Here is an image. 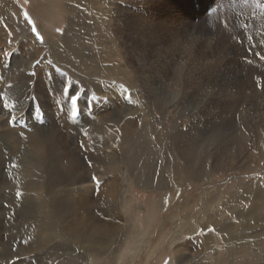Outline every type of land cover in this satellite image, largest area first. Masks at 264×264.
I'll return each mask as SVG.
<instances>
[{
    "label": "rangeland",
    "instance_id": "1",
    "mask_svg": "<svg viewBox=\"0 0 264 264\" xmlns=\"http://www.w3.org/2000/svg\"><path fill=\"white\" fill-rule=\"evenodd\" d=\"M24 11L43 43L32 34ZM149 25L157 52H144L146 42L141 44V37L149 39L144 35ZM0 30V264H264V224L254 223L253 233L238 244H224L217 230L225 219L233 221L228 200L239 184L258 181L264 195V0H0ZM66 84L85 92L76 115L63 95ZM253 97L258 116L250 107ZM5 101L12 107L4 108ZM101 124L130 130L111 147L126 163L113 180L104 164L108 152L100 142ZM27 130L52 138L43 141V153L20 144ZM186 170L192 175H184ZM48 180L53 188L47 193ZM111 183L119 211L109 215L99 199ZM247 190L241 192L243 209L249 204ZM55 194L66 206L65 225L80 219L122 223L123 240L114 245L113 238L107 251L63 241ZM255 200L250 201L262 202ZM209 226L215 233H208ZM208 234L212 238L206 241Z\"/></svg>",
    "mask_w": 264,
    "mask_h": 264
},
{
    "label": "bare ground",
    "instance_id": "2",
    "mask_svg": "<svg viewBox=\"0 0 264 264\" xmlns=\"http://www.w3.org/2000/svg\"><path fill=\"white\" fill-rule=\"evenodd\" d=\"M76 1V0H75ZM146 1V0H145ZM48 2V1H47ZM50 2V1H49ZM68 2H70V1H68ZM108 2H109V0H108ZM46 3V2H45ZM54 3V2H53ZM92 3V2H91ZM35 4H37V3H35ZM51 4V3H50ZM50 4L48 5V6H50ZM69 4V3H68ZM108 5H109V3H107ZM113 4V3H112ZM148 4V3H147ZM46 5V4H45ZM75 5V4H74ZM106 5V4H105ZM104 5V6H105ZM134 5V4H133ZM9 6H11V7H13V5L11 4V5H9ZM38 6H39V4H38ZM69 6H71L70 4H69ZM68 6V7H69ZM78 6V5H77ZM94 6V5H93ZM125 6V5H124ZM123 7V6H122ZM129 7V6H128ZM33 8V7H32ZM57 8V6L55 7V9ZM97 8V7H96ZM130 8V7H129ZM58 9V8H57ZM70 9V11H71V13H78V10H76L75 8V10H72L71 8H69ZM78 9V8H77ZM98 9V8H97ZM120 9V8H119ZM34 10H37L36 9V7H35V9ZM39 10H40V8H39ZM131 10V9H130ZM43 11V10H42ZM132 11V10H131ZM129 12V10H128V12L129 13H132V12ZM135 11V10H134ZM12 12V11H11ZM41 12V10L38 12L39 14H41L40 13ZM115 12V11H114ZM119 12V11H118ZM125 12H126V10H125ZM14 13V12H13ZM42 13H45V12H42ZM67 13H68V11H67ZM123 13H124V11H123ZM134 13V12H133ZM133 13H132V15H133ZM140 13V12H139ZM46 14V13H45ZM44 14V15H45ZM48 14V13H47ZM60 14V13H59ZM126 14V13H125ZM136 14V13H135ZM134 14V15H135ZM11 15V14H10ZM79 15V14H78ZM128 15V14H127ZM133 15V16H134ZM9 16V15H8ZM52 16V15H51ZM80 16V15H79ZM122 16H124V15H122ZM10 17V16H9ZM46 17V16H45ZM68 17V16H67ZM77 17V16H76ZM136 17H139L138 15H136ZM5 18V17H4ZM17 18V17H16ZM141 18V17H140ZM148 18V17H147ZM21 19V18H20ZM76 19V18H75ZM124 19V18H123ZM128 19V18H127ZM11 20V19H10ZM18 20V19H17ZM46 20H50V17H49V19H46ZM53 20V19H52ZM80 20V19H79ZM83 20V19H82ZM122 20V19H121ZM20 21V20H19ZM23 21V20H22ZM56 21V20H55ZM120 21V20H119ZM147 21H148V19H147ZM146 21V22H147ZM50 22V21H49ZM131 22V21H130ZM141 22V21H140ZM242 22V21H241ZM53 23V22H52ZM74 23V22H73ZM143 23V22H142ZM151 23H152V21H151ZM155 22H153V24H154ZM123 24V23H122ZM132 24V23H131ZM138 24V23H137ZM144 24V23H143ZM53 25V24H52ZM152 25V24H151ZM151 25H149V27H148V32L146 33V31H145V34L144 35H146V36H148L149 37V39H144V40H142V37H141V44H142V46H145L144 45V43L146 42V49L145 48H143V50L145 49V51L144 52H149V51H153V50H155V47H152L153 45H155L154 43V41L155 40H153L152 39V34H150V33H153L152 32V27H151ZM206 25V24H205ZM41 26V25H40ZM74 26V25H73ZM118 26V25H117ZM125 26L127 27L128 25H126L125 24ZM129 26H130V24H129ZM140 26H142V25H140ZM146 26V25H145ZM194 26V25H193ZM207 26V25H206ZM133 26H131V28H132ZM135 27V26H134ZM142 27H144V26H142ZM130 28V29H131ZM147 28V27H146ZM215 28V27H214ZM71 29V28H70ZM48 30V29H47ZM120 30V29H119ZM124 30V29H123ZM138 30V29H137ZM136 30V31H137ZM142 30V32H144L143 30L144 29H141ZM198 30V29H197ZM49 31V30H48ZM158 31V30H157ZM0 32H2V30H0ZM135 32V31H134ZM140 32V31H139ZM51 33V32H50ZM120 33V32H119ZM131 33V32H130ZM155 33V32H154ZM160 33V32H159ZM212 33V32H211ZM127 34V33H126ZM65 35V34H64ZM63 35V36H64ZM166 35V34H165ZM170 35H172V34H170ZM210 35V34H209ZM240 35V34H239ZM128 36V35H127ZM136 36V35H135ZM137 36H138V34H137ZM140 36H141V34H140ZM139 36V37H140ZM160 36V35H159ZM173 37V36H172ZM124 38V37H123ZM169 38V37H168ZM243 38V37H242ZM245 38V37H244ZM160 38H158V40H159ZM247 39V38H246ZM54 40V39H53ZM58 40V39H57ZM61 40V39H60ZM140 40V39H139ZM65 41V40H64ZM126 41V40H125ZM59 43H60V41H58ZM67 42V41H66ZM139 42V41H138ZM164 42V41H163ZM233 42V41H232ZM235 42V41H234ZM56 43V42H55ZM58 43V44H59ZM136 43V42H135ZM140 43V42H139ZM238 43V42H237ZM63 44V43H62ZM85 44V43H84ZM93 44V43H92ZM129 44H131V43H129ZM137 44V43H136ZM178 44V43H177ZM169 45V44H168ZM167 45V46H168ZM179 45V44H178ZM233 45H234V43H233ZM237 45V44H236ZM56 46V45H55ZM139 46V45H138ZM160 46V45H159ZM158 46V47H159ZM69 47V46H68ZM97 47V46H96ZM133 47V46H132ZM162 47V46H161ZM195 47V46H194ZM74 48V47H73ZM140 48V47H139ZM165 48V47H164ZM168 47H166V49H167ZM171 48V47H170ZM179 48V47H178ZM136 49V48H135ZM142 49V48H141ZM160 49V48H159ZM185 49V48H184ZM27 50V49H26ZM138 50V49H137ZM143 50H141V54H140V57H141V59L140 60H143L144 59V55H143ZM168 50V49H167ZM188 50V49H187ZM186 50V51H187ZM110 51V50H109ZM156 51V50H155ZM178 51V50H177ZM130 52H132L131 50H130ZM157 52V51H156ZM180 52H181V50H180ZM179 53V52H178ZM185 53V52H184ZM192 53V52H191ZM214 53V52H213ZM232 53V52H231ZM124 54V53H123ZM127 54V53H126ZM133 54V53H132ZM158 54V53H157ZM163 54H164V52H163ZM187 54V53H186ZM216 54V53H215ZM153 55V54H152ZM240 55V54H239ZM243 55H244V53H243ZM92 56V55H91ZM114 56V55H113ZM120 56V55H119ZM129 56V55H128ZM131 56V55H130ZM155 56V55H154ZM193 56V55H192ZM192 56H191V58H192ZM204 56V55H203ZM245 56H247L246 54H245ZM101 57V56H100ZM117 57V56H116ZM139 57V56H138ZM177 57V56H176ZM198 57V56H197ZM200 57H202V56H200ZM119 58V57H118ZM162 58V57H161ZM167 58V57H166ZM173 58H174V56H173ZM177 58H179V56L177 57ZM177 58L175 59V60H177ZM181 58H182V56H181ZM189 58V57H188ZM97 59V58H96ZM100 59V58H99ZM127 59V58H126ZM128 59H130V58H128ZM150 59V58H149ZM165 59V58H164ZM190 59V58H189ZM151 60V59H150ZM149 60V62H152V60L150 61ZM187 60V59H186ZM193 60V59H192ZM195 60V59H194ZM209 60V59H208ZM117 61V60H116ZM158 61H159V59H158ZM179 61V60H178ZM184 61V60H183ZM260 61V60H259ZM113 62V61H112ZM115 62V61H114ZM120 62V61H119ZM173 62V61H172ZM189 62V61H188ZM121 63V62H120ZM122 63H123V61H122ZM140 63V62H139ZM142 63V62H141ZM144 63V62H143ZM153 63V62H152ZM185 63V62H184ZM183 63V64H184ZM191 63V62H190ZM198 63V62H197ZM244 63V62H243ZM182 64V65H183ZM212 64V63H211ZM28 65V64H27ZM103 65V64H102ZM116 65V64H115ZM122 65V64H121ZM128 65V64H127ZM150 65H152L151 63L149 64V66L148 67H150ZM166 65V64H165ZM203 65V64H202ZM210 65V64H209ZM109 66V65H108ZM112 66V65H111ZM135 66V65H134ZM141 66H142V64H141ZM153 66V65H152ZM197 66V65H196ZM208 66V65H207ZM15 67V66H14ZM147 67V68H148ZM153 67H155L156 68V66H153ZM163 67V66H162ZM172 67V66H171ZM175 67V66H174ZM187 67V66H186ZM206 67V66H205ZM209 67V66H208ZM246 67V66H245ZM260 67V66H259ZM13 68V67H12ZM115 68H116V66H115ZM138 68V67H137ZM144 68V67H143ZM152 68V67H151ZM151 68H149V69H151ZM154 68V69H155ZM166 68H168V66L166 67ZM169 68H170V66H169ZM210 68V67H209ZM247 68V67H246ZM17 69V68H16ZM108 69V68H107ZM158 69V68H157ZM244 69V68H243ZM28 70V69H27ZM105 70H106V68H105ZM110 70H111V68H110ZM125 70V69H124ZM186 70V69H185ZM208 70V69H207ZM264 70V69H263ZM15 71V70H14ZM108 71H109V69H108ZM151 71H154L153 69H151ZM172 71V70H171ZM201 71H203V70H201ZM16 72V71H15ZM15 72H14V74H15ZM112 72V71H111ZM123 72V71H122ZM139 72V71H138ZM148 72V71H147ZM156 72H158V70H156ZM155 72V73H156ZM163 72V71H162ZM166 72V71H165ZM177 72V71H176ZM188 72V71H187ZM186 72V73H187ZM194 72H195V70H194ZM193 72V73H194ZM198 72V71H197ZM262 72V71H261ZM110 73V72H109ZM146 73V72H145ZM151 73V72H150ZM209 73V72H208ZM224 73V72H223ZM228 73V72H227ZM142 74V73H141ZM149 74V73H148ZM153 74V73H152ZM162 74V73H161ZM166 73H164V75H165ZM188 74V73H187ZM198 74V73H197ZM200 74V73H199ZM163 75V76H164ZM175 75V74H174ZM192 75V74H191ZM209 75V74H208ZM216 75V74H215ZM115 76V75H114ZM141 76V75H140ZM139 76V77H140ZM153 76H155V75H153ZM180 76H182V74L180 75ZM207 76V75H206ZM260 76V75H259ZM104 77V76H103ZM121 77V76H120ZM119 77V78H120ZM132 77V76H131ZM144 77V76H143ZM157 77V76H156ZM195 77V76H194ZM235 77V76H234ZM241 77V76H240ZM256 77V76H255ZM118 78V79H119ZM124 78V77H123ZM145 78V77H144ZM160 78V77H159ZM162 78V77H161ZM204 78V77H203ZM208 78V77H207ZM216 78V77H215ZM263 78V77H262ZM104 79H106V78H104ZM114 79V78H113ZM116 79V78H115ZM193 79V78H192ZM235 79H237L236 77H235ZM256 79V78H255ZM8 80V79H7ZM6 80V81H7ZM132 80V79H131ZM134 80V79H133ZM197 80H198V77H197ZM240 80V79H239ZM238 80V81H239ZM264 80V79H263ZM1 81V80H0ZM113 81V80H112ZM127 81V80H126ZM155 81V80H154ZM166 81V80H165ZM165 81H163V82H165ZM185 81V80H184ZM232 81V80H231ZM186 82V81H185ZM230 82V81H229ZM4 83V82H3ZM103 83V82H102ZM113 83V82H112ZM218 83V82H217ZM2 84V83H1ZM5 84H6V82H5ZM98 84V83H97ZM122 84V83H121ZM165 84V83H164ZM186 84V83H185ZM184 84V85H185ZM232 84V83H231ZM20 85V84H19ZM24 86V85H23ZM135 86V85H134ZM175 86V85H174ZM220 86H222V85H220ZM256 86V85H255ZM123 87V86H122ZM170 87V86H169ZM205 87V86H204ZM224 87V86H223ZM260 88H261V86H259ZM0 88H2V87H0ZM11 88V87H10ZM24 88V87H23ZM147 89H148V87H146ZM145 88V89H146ZM157 88V87H156ZM220 88V87H219ZM254 88V87H253ZM256 88V87H255ZM254 88V89H255ZM262 88H263V86H262ZM4 89V88H3ZM129 89V88H128ZM226 89H228V88H226ZM253 89V90H254ZM1 90V89H0ZM138 90V89H137ZM158 90V89H157ZM181 90H182V88H181ZM187 90V89H186ZM185 90V91H186ZM224 90H225V88H224ZM8 91V90H7ZM117 91V90H116ZM123 91V90H122ZM126 91V90H125ZM180 91V90H179ZM210 91V93H211V90H209ZM208 91V92H209ZM228 91V90H227ZM263 91V90H262ZM96 92L98 93L99 92V90L98 89H96ZM107 92H108V95H110V94H113V91L111 90V88L109 89V90H107ZM183 92V91H182ZM20 93H21V91H20ZM117 93V92H116ZM186 93V92H185ZM184 93V94H185ZM229 93V92H228ZM230 93H232L231 91H230ZM258 93V92H257ZM264 93V92H263ZM22 94V93H21ZM246 94V93H245ZM261 94V93H260ZM203 95H204V93H203ZM232 96H233V93L231 94ZM95 96V95H94ZM113 96V95H112ZM156 96V95H155ZM159 96V95H158ZM229 96V95H228ZM231 96V97H232ZM237 96V95H236ZM11 97V96H10ZM157 97V96H156ZM155 97V98H156ZM206 98V96H203V98ZM235 97V96H234ZM239 97V96H238ZM243 97V96H242ZM119 98V97H118ZM12 99V98H11ZM28 99H29V97H28ZM111 99V98H110ZM115 99V98H114ZM149 100H150V98H148ZM162 99V98H161ZM160 99V100H161ZM181 99V98H180ZM157 100H159V99H157ZM164 100V99H163ZM177 100V99H176ZM234 100V99H233ZM188 101V100H187ZM232 101V100H231ZM159 102V101H158ZM261 102V101H260ZM218 103V102H217ZM232 103V102H231ZM44 104V103H43ZM157 104H159V103H157ZM220 104H222L221 102H220ZM236 104V103H235ZM232 105V104H231ZM249 105V104H248ZM239 106H240V104H239ZM242 106V105H241ZM245 106V105H244ZM154 107V106H153ZM237 107V106H236ZM250 107H251V109L253 110V111H255V114H257V116L259 115V102L257 101V97H253L252 99H251V102H250ZM164 109V108H163ZM210 109V108H209ZM219 109V108H218ZM239 109V108H238ZM1 110V109H0ZM262 110V109H261ZM25 111V110H24ZM232 111V110H231ZM3 111H1V113H2ZM252 112V111H251ZM5 113V112H4ZM184 113V112H183ZM187 113V112H186ZM7 114V113H6ZM11 114V113H10ZM254 114V115H255ZM3 115H5V114H3ZM187 115H188V113H187ZM231 115V114H230ZM237 115V114H236ZM8 116V115H7ZM6 116V117H7ZM248 116H250V114L248 115ZM10 117H11V115H10ZM9 117V118H10ZM191 116H189V118H190ZM211 117H213V116H211ZM244 117V116H243ZM196 118V117H195ZM234 118V117H233ZM254 119H255V121H256V117H253ZM177 119H178V117H177ZM192 119V118H191ZM194 120V119H193ZM192 120V121H193ZM221 121V120H220ZM180 122V121H179ZM182 122V121H181ZM194 122H195V120H194ZM244 122V121H243ZM257 123H258V121H256L255 122V127H256V129H257ZM193 124V123H192ZM224 124V123H223ZM222 124V125H223ZM230 124V123H229ZM221 125V126H222ZM7 126V125H6ZM6 126H5V128H6ZM119 125H117L115 128H106L105 126H104V124H101L100 125V127L98 128V131L101 133V137H100V142H101V144H103V145H105L106 147H107V152H108V158L104 161V164L105 165H107V167H108V170L110 171V172H112V173H114V174H111L110 175V179L111 180H113V179H115L116 178V175H122V173L120 172V168H121V166H125L126 165V163H125V156L122 154V152L121 151H118V152H116L115 151V149L114 148H111L112 146H114V144L116 143V141L117 140H125L126 138H128L130 135H129V131H128V125H125L124 126V128H123V126H121L120 125V127H118ZM218 126V125H217ZM231 126V125H230ZM241 126V125H240ZM183 127H184V125H183ZM191 127H193V126H191ZM244 127V126H243ZM258 127H259V125H258ZM8 128V127H7ZM181 128V127H180ZM190 127H188V129H189ZM263 128V127H262ZM39 129V128H38ZM78 129V128H77ZM188 129L187 130H184L183 132H187L188 131ZM193 129V128H192ZM7 130V129H6ZM14 130V129H13ZM20 130H22V129H20ZM52 130V129H51ZM174 130V129H173ZM259 130V129H258ZM0 131H2L1 129H0ZM176 132H178V131H176ZM175 131H174V133H176ZM179 132H180V130H179ZM254 132V131H253ZM258 132V131H257ZM1 133V132H0ZM9 133V132H8ZM11 133V132H10ZM173 133V132H172ZM188 133V132H187ZM193 133V132H192ZM192 133H191V135H192ZM181 134V133H180ZM195 134V133H194ZM261 135H262V133H260ZM5 135V134H4ZM187 135H189V133L187 134ZM190 135V136H191ZM7 136H9V135H7ZM169 136V135H168ZM177 136H178V134H177ZM190 136H189V138H190ZM181 137V136H180ZM12 138H13V135H12ZM74 138V137H73ZM171 138V137H170ZM172 138L174 139V137L172 136ZM186 138H187V136H186ZM9 139V138H8ZM16 139V138H15ZM180 139V138H179ZM183 139V138H182ZM181 139V140H182ZM188 139V138H187ZM11 140V139H10ZM19 140H20V144H23V145H27L28 144V146L30 145L31 147L30 148H33V150L34 151H36L38 154H41V152L43 153L46 149H42V144L44 143V142H46L47 141V144L48 143H50L51 141H52V138L48 135V136H45V135H41L40 136V134L38 135V134H36L33 130H27V131H25V132H23V133H21V135L19 136ZM184 140V139H183ZM17 141V140H16ZM44 141V142H43ZM185 141V140H184ZM190 141V140H189ZM262 141V140H261ZM167 142V141H166ZM178 142V141H177ZM264 142V141H263ZM17 143V142H16ZM184 143V142H183ZM188 143V142H187ZM193 143V142H192ZM194 144V143H193ZM257 144V143H256ZM260 144V143H259ZM264 144V143H263ZM15 145H17V144H15ZM22 145V146H23ZM25 145V146H26ZM168 145V144H167ZM166 145V146H167ZM178 145H180V143H178ZM185 144H183V146H184ZM18 146V145H17ZM116 146V145H115ZM181 146V145H180ZM186 146V145H185ZM192 146V145H191ZM194 146V145H193ZM192 146V147H193ZM27 147V146H26ZM191 147V148H192ZM197 147V146H196ZM195 147V148H196ZM214 147V146H213ZM19 148H20V146H19ZM179 148V147H178ZM190 148V147H189ZM244 149V148H243ZM258 149V148H257ZM16 150V149H15ZM23 150V149H22ZM29 150V149H28ZM189 150H191V149H189ZM188 150V151H189ZM259 150V149H258ZM170 151V150H169ZM176 151V150H175ZM179 151H180V148H179ZM185 151H187V150H185ZM158 152V151H157ZM184 151H182V153H183ZM195 152H196V149H195ZM15 153V152H14ZM181 153V154H182ZM185 153V152H184ZM262 153V152H261ZM261 153L259 154L260 156H262L261 155ZM24 154V153H23ZM34 155V154H33ZM189 155V154H188ZM194 155V154H193ZM257 155V154H256ZM182 156V155H181ZM183 156H186V155H183ZM20 157V156H19ZM32 157V156H31ZM105 157V156H104ZM187 157V156H186ZM263 157V156H262ZM8 158V157H7ZM22 158L24 159V157H21L20 159L22 160ZM57 158V157H56ZM170 158V157H169ZM174 158V157H173ZM194 158V157H193ZM34 159V158H33ZM42 159V158H41ZM40 159V160H41ZM168 159V158H167ZM184 159V158H183ZM27 160V159H26ZM57 160V159H56ZM182 160V159H181ZM29 161V160H28ZM34 161V160H33ZM30 162V161H29ZM176 163V162H175ZM42 164H43V161H42ZM57 164V163H56ZM173 164H174V162H173ZM178 164V163H177ZM10 165V164H9ZM19 165V164H18ZM25 165V164H24ZM50 165H52V164H50ZM102 165V164H101ZM168 165V164H167ZM183 165H185V164H183ZM190 166H191V164H189ZM26 166V165H25ZM31 166V165H30ZM37 166V165H36ZM186 166V165H185ZM188 166V165H187ZM11 167H12V165H11ZM42 167V166H41ZM98 167V166H97ZM106 167V166H105ZM246 167V166H245ZM27 169L29 168L28 166L26 167ZM32 168V167H31ZM62 168V167H61ZM250 168V167H249ZM41 169V168H40ZM54 169V168H53ZM59 169V168H58ZM102 169V168H101ZM22 170H24V169H22ZM35 170V169H34ZM42 170V169H41ZM44 170V169H43ZM48 170V169H47ZM46 170V171H47ZM50 170V169H49ZM61 171V170H60ZM122 171V170H121ZM25 172V171H24ZM57 172V171H56ZM69 172V171H68ZM123 172V171H122ZM176 172V171H175ZM197 172V171H196ZM30 173V172H29ZM183 173V172H182ZM35 174V173H34ZM45 174H47V173H45ZM49 174V173H48ZM62 174V173H61ZM124 174V173H123ZM153 174V173H152ZM184 175H192V173L191 172H189V171H185V173H183ZM28 175V174H27ZM50 175V174H49ZM69 175V174H68ZM74 175H76V174H74ZM199 176V175H198ZM197 176V177H198ZM3 177V176H2ZM29 177H32L33 178V176H29ZM180 177V176H179ZM201 177V176H200ZM51 178V177H50ZM12 179V178H11ZM13 179H14V177H13ZM17 179V178H16ZM28 179V178H27ZM203 179V178H202ZM10 180V179H9ZM18 180V179H17ZM71 180H73V179H71ZM25 181V180H24ZM151 181V180H150ZM200 181V180H199ZM237 181V180H236ZM243 181V180H242ZM241 181V182H242ZM81 182H83V181H81ZM124 182V181H123ZM148 182V181H147ZM3 183H5V182H3ZM7 183V182H6ZM42 183V182H41ZM100 183V182H99ZM151 183V182H150ZM187 183V182H186ZM259 182L258 181H254V180H248V181H244L243 183H241V184H239L237 187H235L232 191H231V193H230V195H229V202H232V204H233V207H232V205H231V211H233L232 212V214L230 215V218H231V220H233V221H231V222H227V220L228 219H225V221L224 222H222V224L219 226V228H217V230H219L218 232H220V235L222 236L221 238L225 241V243L224 244H229V243H231V242H234L235 244H238V242L242 239H245V238H247L248 237V235H251V233H253V232H251V230L252 229H254L255 227H254V223H255V225H256V223H259V224H264V195H262V193H260L261 191H260V189H259V184H258ZM10 184V183H9ZM50 185V187H48V188H45V186H44V190H46L47 191V193H48V191L50 192L51 191V189L53 188L52 187V183H49V180L46 182V185ZM61 184V183H60ZM59 184V185H60ZM3 185V184H2ZM19 185V184H18ZM74 185V184H73ZM72 185V186H73ZM78 185V184H77ZM85 185V184H84ZM151 185V184H150ZM64 186V185H63ZM80 186V185H79ZM9 187V186H8ZM11 187V186H10ZM20 187V186H19ZM18 187V188H19ZM105 187V186H104ZM38 188V187H37ZM248 188V190H249V193H251L250 194V196L248 197V202H249V204H247V206L243 209L242 208V204H244V203H241V200H242V198H244L245 197V195H244V197H242V194H241V192H243L244 190H246ZM28 189V188H27ZM14 190V189H13ZM243 190V191H242ZM247 190V191H248ZM45 191V192H46ZM55 192V191H54ZM89 192V191H88ZM4 193H5V191H4ZM14 193V192H13ZM263 193H264V191H263ZM9 194V193H8ZM57 194V193H56ZM55 194V196H54V209H55V212L57 211V214H56V217H57V219L58 220H60L61 222H63V225H64V228H63V237H64V239H63V241H75V242H80V243H83V244H86V245H89V246H93V247H97V248H100V249H107L108 248V244H110L111 242H112V239L113 238H116V239H113L114 240V245H116L117 244V242H121L122 240H123V238H124V234H126V231H124V225L121 223H118V222H116V223H114V225L112 224V223H110V222H107V221H103L102 223H96V222H91V221H89V220H83V219H80V220H76L75 222H71V223H67L66 225L64 224L65 222H64V217H66L65 215H64V213H65V211H66V206H65V204H64V209H63V203L61 202V203H59V201H58V203H57V200H59V198H58V196ZM246 194V193H245ZM248 194V193H247ZM54 195V194H53ZM249 195V194H248ZM119 196V195H118ZM118 196H117V193H116V184L115 183H111L110 185H108V187L106 188V193H105V196H101V199H99V200H102L103 201V203H104V212H107L108 214L109 213H117V210H118ZM254 196V197H253ZM88 197V196H87ZM252 197H253V199H252ZM4 198H5V196H4ZM256 198H258L259 200H261L262 202L260 203V204H257L255 201H257V200H255ZM15 199V198H14ZM85 199H87V198H85ZM245 199H247V198H245ZM244 199V200H245ZM250 200H255V201H250ZM92 201V200H91ZM129 201V200H128ZM127 201V202H128ZM227 201V202H228ZM85 202V201H84ZM96 202V201H95ZM259 202V201H258ZM38 203V202H37ZM84 204V203H83ZM95 204V203H94ZM131 204V203H130ZM129 204V205H130ZM96 205V204H95ZM160 205V204H159ZM23 206V205H22ZM25 206V205H24ZM245 206V205H244ZM46 207V206H45ZM90 207V206H89ZM88 207V208H89ZM93 207H95V206H93ZM118 207V208H117ZM157 207V206H156ZM102 208V207H101ZM239 208V209H238ZM74 209V208H73ZM93 209V208H92ZM147 209V208H146ZM44 210V209H43ZM75 210V209H74ZM101 210V209H100ZM126 210V207H124V211ZM134 210V209H133ZM77 211V210H76ZM119 211V210H118ZM123 211V210H122ZM15 212V211H14ZM38 212V211H37ZM89 212V211H88ZM132 212V211H131ZM223 212V211H222ZM230 212V211H229ZM1 213V212H0ZM93 213V212H92ZM33 214H35V213H33ZM55 214V213H54ZM103 214V213H102ZM108 214H107V216H108ZM119 214V213H118ZM123 214V213H122ZM125 214H126V212H125ZM16 215V214H15ZM29 215H31V214H29ZM49 215V214H48ZM77 215V214H76ZM110 215V214H109ZM133 215V214H132ZM87 216V215H86ZM85 216V217H86ZM119 215H117V217H118ZM2 217V216H1ZM109 217V216H108ZM37 218V217H36ZM41 218V217H40ZM51 218V217H50ZM77 218V217H76ZM92 220H94L93 218H91ZM19 220H21V219H19ZM106 220V219H105ZM140 220V219H139ZM223 220V219H222ZM95 221V220H94ZM99 221H100V219H99ZM98 221V222H99ZM210 222V221H209ZM213 222V221H212ZM43 223V222H42ZM37 224V223H36ZM33 225H35V224H33ZM213 225V224H212ZM206 226V225H205ZM31 227V226H30ZM39 227V226H38ZM140 227V226H139ZM201 227V226H200ZM207 227V226H206ZM215 227V226H214ZM218 227V226H217ZM19 228V227H18ZM56 228H58V227H56ZM33 230V229H32ZM38 230V229H37ZM139 230H140V228H139ZM183 230V229H182ZM190 230V229H189ZM255 231H257V230H255ZM185 232V231H184ZM25 233H27V231L25 232ZM24 233V234H25ZM43 233H45V232H43ZM209 233V232H208ZM210 233H212V232H210ZM215 233V232H214ZM255 233H257V232H255ZM139 234V233H138ZM213 234V233H212ZM212 234H208V235H205L204 236V238L206 239V241L208 240V239H211L212 237H211V235ZM217 234V233H216ZM28 235V234H27ZM38 235V234H37ZM36 235V236H37ZM190 235H192V233L190 234ZM35 236V235H34ZM128 236V235H127ZM216 236V235H215ZM218 236V235H217ZM258 236V235H257ZM47 237V236H46ZM57 237V236H56ZM144 237V236H143ZM201 237V236H200ZM255 237H256V235H255ZM262 237V236H261ZM128 238V237H127ZM126 238V239H127ZM260 237H258V239H259ZM33 239V238H32ZM126 239H125V241H126ZM192 239V238H191ZM36 240V239H35ZM130 240V239H129ZM199 240V239H198ZM215 241V240H214ZM260 241V240H259ZM25 242V241H24ZM213 242V241H212ZM202 243V242H201ZM255 243V242H254ZM257 243V242H256ZM76 244V243H75ZM120 244V243H119ZM176 244V243H175ZM179 244V243H178ZM184 244V243H183ZM188 244V243H187ZM31 245V244H30ZM42 245V244H41ZM113 245V246H114ZM123 245V244H122ZM127 245V244H126ZM129 245H131V244H129ZM129 245H127L128 247H129ZM135 245V244H134ZM220 246V245H219ZM29 247V246H28ZM42 247H44V246H42ZM63 247V246H62ZM72 247V246H71ZM80 247V246H79ZM124 248H125V246H123ZM131 247V246H130ZM133 247V246H132ZM137 248V247H136ZM135 248V249H136ZM219 248V247H218ZM41 249V248H40ZM103 250V251H107V250ZM117 249V248H116ZM128 249H130V248H128ZM127 249V250H128ZM134 249V250H135ZM175 249V248H174ZM173 249V254L175 255V254H177V251L176 250H174ZM31 250V249H30ZM35 250V249H34ZM65 250V249H64ZM81 250V249H80ZM111 250V249H110ZM132 250V249H131ZM207 250V249H206ZM37 251H38V249H37ZM68 251V250H67ZM109 251V250H108ZM123 251H125V253H126V249L125 250H123ZM129 251V250H128ZM36 252V251H35ZM99 252V251H98ZM180 252V251H179ZM199 252H201V251H199ZM30 253V252H29ZM104 253V252H103ZM113 253V252H112ZM135 253V252H134ZM0 254H1V252H0ZM110 254H111V252H110ZM120 254V253H119ZM119 254H117V255H119ZM129 254H131V253H129ZM172 254V255H173ZM9 255V254H8ZM30 255H33V254H30ZM72 255V254H71ZM91 255V254H90ZM105 255V254H104ZM123 255H125V254H123ZM122 255V256H123ZM102 256V255H101ZM126 256V255H125ZM124 256V257H125ZM129 256V255H128ZM134 256V255H133ZM197 256V255H196ZM104 257V260L106 259L107 260V258L109 257L108 256V254H106V256H103ZM132 257V256H131ZM178 257V256H177ZM177 257H174V258H177ZM37 258V257H36ZM92 258V257H91ZM174 258H173V260H174ZM89 259V258H88ZM117 259H119V258H117ZM198 259V258H197ZM114 260V259H113ZM124 260V259H123ZM177 259H175V261H176ZM56 261V260H55ZM87 261V260H86ZM93 261H95V260H92V262ZM117 261V260H116ZM119 261V260H118ZM182 261V260H181ZM184 261V260H183ZM47 262V261H46ZM91 262V263H92ZM124 262V261H123ZM192 262H194V261H192ZM97 263V262H96ZM116 263V262H115ZM124 263H126V261L124 262ZM174 263V262H173ZM191 263V262H190ZM189 263V264H190ZM43 264V263H42ZM86 264H88V263H86ZM94 264H95V262H94ZM102 264V263H101ZM114 264V263H113ZM196 264V263H195Z\"/></svg>",
    "mask_w": 264,
    "mask_h": 264
},
{
    "label": "snow or ice",
    "instance_id": "3",
    "mask_svg": "<svg viewBox=\"0 0 264 264\" xmlns=\"http://www.w3.org/2000/svg\"><path fill=\"white\" fill-rule=\"evenodd\" d=\"M25 21L28 23V25L31 27V32L32 34L35 36L36 40L40 43H43V37L41 36L40 32L37 30L34 22L32 21L31 17L28 15V13L26 11L23 12ZM57 31H61L60 29H57ZM40 63L39 60L34 61L35 65H38ZM35 73H31L30 75H34ZM63 95L68 97V103L71 106V110H72V114L76 115L77 111H78V106H79V101L81 99V96L85 95V92H81L79 90L78 87L76 88H72L70 85H65V87L63 88ZM96 97L92 96L91 100L95 101ZM125 99H128V96H125ZM12 106L10 104L7 103V101L4 102V108L8 109L11 108ZM9 123H11V120L9 121ZM93 181L97 183V185H99V181L97 180V178L95 176L92 177ZM17 197H19L21 195V193L19 191H17L16 193ZM208 232H215L216 229L213 226H209L207 229ZM201 232H204V229H201ZM187 239H191V237H188Z\"/></svg>",
    "mask_w": 264,
    "mask_h": 264
}]
</instances>
